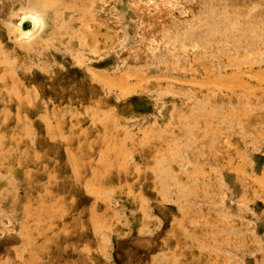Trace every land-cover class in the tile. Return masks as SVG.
<instances>
[{"label":"rangeland","instance_id":"1","mask_svg":"<svg viewBox=\"0 0 264 264\" xmlns=\"http://www.w3.org/2000/svg\"><path fill=\"white\" fill-rule=\"evenodd\" d=\"M42 1L0 0V264H264V0Z\"/></svg>","mask_w":264,"mask_h":264},{"label":"bare ground","instance_id":"2","mask_svg":"<svg viewBox=\"0 0 264 264\" xmlns=\"http://www.w3.org/2000/svg\"><path fill=\"white\" fill-rule=\"evenodd\" d=\"M7 1H9V0H7ZM22 1V0H21ZM38 2L39 1H41V0H37ZM44 1V0H43ZM42 1V2H43ZM195 1V0H194ZM197 1V0H196ZM34 2V1H33ZM84 2V1H83ZM102 2V1H101ZM139 2V1H138ZM186 2V3H185ZM200 1H198V3H199ZM8 3V2H7ZM20 3H22V2H20ZM40 3V2H39ZM97 3V2H96ZM114 3V2H113ZM141 3H143V9H145V7L148 9V8H150L154 13V15H155V20L154 21H158V22H160V21H162V20H164V19H167L168 18V16L169 15H173L174 13V10L176 11V9L177 8H180L181 9V11H182V13L181 14H184L183 16H184V18H188L189 19V16L191 15V13L193 14L194 13V10H195V8L196 7H198V6H196V7H193L192 6V4H194V3H192L191 4V2H189V1H185V0H143ZM141 3H140V5H141ZM9 4L10 3H8V7H9ZM25 4V3H24ZM86 4V3H85ZM103 4V3H102ZM196 4V3H195ZM35 5H37L36 4V2H35ZM81 5V4H80ZM94 5H97V4H94ZM101 5V4H100ZM138 5V4H137ZM31 6V5H30ZM46 6V5H45ZM99 6V5H98ZM19 7V6H18ZM32 7V6H31ZM34 7V6H33ZM81 7H82V5H81ZM101 7V6H100ZM107 7V6H106ZM38 8H40L39 6L37 7H35V9H33L34 11L36 10V9H38ZM85 8V7H84ZM109 8V7H108ZM4 9V8H3ZM142 9V10H143ZM180 9L178 10V11H180ZM16 10H18V9H16ZM31 10V9H30ZM31 11V12H28V11H26V13H23V12H21V14H20V16H19V18H17V20L15 21L16 22V25L20 28V31H21V35L23 36V37H25V38H28V37H30L32 34L34 35V34H36L35 32L37 31V30H39V33H40V27H42V20H41V18H40V16L39 15H37L36 13L39 11V10H37V12L35 13L34 11ZM85 10V9H84ZM94 10V9H93ZM97 10V9H96ZM100 10V9H99ZM105 10V9H104ZM141 10V9H140ZM141 10V11H142ZM146 10V9H145ZM199 10V9H198ZM20 11H22V10H20ZM24 11V10H23ZM41 11V10H40ZM66 11H70V10H66ZM139 11V10H138ZM9 12V11H8ZM45 12V11H44ZM43 12V13H44ZM71 12V11H70ZM100 12V11H99ZM112 12V11H111ZM147 12V11H146ZM196 12V11H195ZM202 12V11H201ZM64 13V12H63ZM67 13H69V12H67ZM105 13V12H104ZM143 13V12H142ZM2 14V13H1ZM5 14V13H4ZM38 14H40L41 15V13H39L38 12ZM114 14V13H113ZM10 15V14H9ZM13 15V14H12ZM71 15V14H70ZM100 15V19H98V20H101L103 23H105V24H110V25H113V27H119L118 25H119V18L121 17L120 15H119V13H117V12H115V14H114V16L112 15V17H114V18H116L117 17V23H112V21H111V16H110V14H99ZM178 15H179V13H178ZM177 15V16H178ZM3 16V15H2ZM14 16V15H13ZM42 16V15H41ZM65 15H63V17H64ZM97 16V15H96ZM95 16V17H96ZM177 16H173V17H177ZM193 16V15H192ZM191 16V17H192ZM67 17V16H66ZM170 17V16H169ZM180 17V16H179ZM195 16H193V18H194ZM7 18V17H6ZM30 19L31 20V22H32V27L31 28H24L25 27V20L26 19ZM65 18V17H64ZM71 18V17H70ZM69 18V19H70ZM99 18V17H98ZM154 18V17H153ZM181 18V17H180ZM196 18V17H195ZM13 19H15V18H13ZM187 20V19H186ZM2 21V20H1ZM100 21V22H101ZM156 21V22H157ZM172 21V20H171ZM170 21V22H171ZM180 21V20H179ZM184 21V20H183ZM5 22V21H4ZM43 22H44V20H43ZM153 22V21H152ZM157 22V23H158ZM173 22V21H172ZM175 22V21H174ZM173 22V23H174ZM67 23V22H66ZM87 23V22H86ZM166 23V22H165ZM164 23V24H165ZM176 23V22H175ZM180 23V22H179ZM190 23V22H189ZM10 24V23H9ZM68 24V23H67ZM170 24V23H169ZM185 24H187V23H185ZM2 25V24H1ZM5 25V24H4ZM102 25V24H101ZM161 25H163L162 23H161ZM168 25V24H167ZM182 25V24H181ZM6 26V25H5ZM107 26V25H106ZM140 26V25H139ZM152 26V25H151ZM155 26V25H154ZM165 26V25H164ZM169 26V25H168ZM185 26H187V25H185ZM16 27V26H15ZM109 27H111V26H109ZM40 28V29H39ZM149 28H151V27H149ZM156 28V27H155ZM165 28V27H164ZM144 29H145V27H144ZM158 29V28H157ZM155 30L156 29H152V31H151V33H155ZM160 30V29H159ZM8 31V30H7ZM10 31H12V30H10ZM14 31V30H13ZM19 31V30H18ZM145 31V30H144ZM38 32V31H37ZM45 32V31H44ZM95 32V31H94ZM137 32V31H136ZM135 32V33H136ZM159 32V31H158ZM2 33H4V31L2 32ZM14 33V32H13ZM38 33V34H39ZM49 33V32H48ZM91 33H93V29H92V32ZM119 33V32H118ZM120 33H121V31H120ZM150 33V34H151ZM157 33V32H156ZM8 34V33H7ZM10 34H12L11 32H10ZM9 34V35H10ZM42 35H43V33H41ZM143 34V32H142V30H141V28H139V31L135 34V36L136 37H141V35ZM92 35V34H91ZM94 35V34H93ZM145 35H147V34H145ZM17 36V35H16ZM119 36V35H118ZM117 36V37H118ZM134 36V35H133ZM144 36V35H143ZM153 36V35H152ZM41 37V36H40ZM135 37V38H136ZM65 38H66V36H65ZM94 38V37H93ZM97 38V37H96ZM119 38V37H118ZM121 38H122V34H121ZM134 38V39H135ZM142 38V37H141ZM148 38H149V36H148ZM14 39V38H13ZM63 39V38H62ZM95 39V38H94ZM106 39V38H105ZM139 39V38H138ZM44 40V39H43ZM42 40V41H43ZM136 40V39H135ZM152 40V39H151ZM12 41V40H11ZM19 41V40H18ZM38 41H39V39H38ZM37 41V42H38ZM95 41V40H94ZM97 41H99V40H97ZM96 41V43L98 44V42ZM23 42V41H22ZM87 42V41H86ZM100 42V41H99ZM140 42H142V41H140ZM148 42V41H147ZM146 42V43H147ZM149 42H151V41H149ZM20 43V42H19ZM18 43V44H19ZM43 43V42H42ZM81 43V42H80ZM0 44H2V43H0ZM4 44V43H3ZM45 44V43H44ZM43 44V45H44ZM84 44V43H83ZM96 44V45H97ZM144 44V43H143ZM17 45V44H16ZM24 45V44H23ZM89 45V44H88ZM135 45V44H134ZM138 45V44H137ZM148 46V44H144V45H139L138 47H134L133 48V50H130V51H126V54H124L122 57H125V58H127V60H128V62H132V63H134L135 65H140L141 63H143L147 58H148V54L146 53V47ZM149 45L151 46V44L149 43ZM2 46V45H1ZM3 47V46H2ZM15 47V46H14ZM13 47V49H15ZM1 48V47H0ZM41 48V47H40ZM82 48V47H81ZM86 48V47H85ZM93 48H96V46L95 45H93ZM152 48V47H151ZM20 49V48H19ZM34 49H35V47H34ZM45 49V48H44ZM86 49H88V48H86ZM130 49V48H129ZM33 50V49H32ZM42 50V49H41ZM40 50V51H41ZM102 50V49H101ZM149 50V49H148ZM27 51V50H26ZM28 51H29V49H28ZM27 51V52H28ZM30 51H31V49H30ZM34 51V50H33ZM32 51V52H33ZM62 51V50H61ZM94 51H95V49H94ZM21 52H22V50H21ZM69 52V51H68ZM103 52H105V50L103 51ZM155 51L153 50V52H151V53H154ZM12 53V52H11ZM18 53V52H17ZM34 53V52H33ZM100 53H102V52H100ZM26 54V53H25ZM92 54V53H91ZM18 55V54H17ZM28 55V54H27ZM34 55V54H33ZM37 55V54H36ZM95 55H96V53H95ZM97 55H99V54H97ZM97 55H96V57H97ZM152 55V54H151ZM24 56V55H23ZM1 57H2V55H1ZM9 57V56H8ZM7 57V58H8ZM11 57V56H10ZM25 57V56H24ZM36 57V56H35ZM94 57V56H93ZM6 58V57H5ZM4 58V59H5ZM17 59H20L19 57L17 58ZM29 59H30V56H29ZM7 60V59H6ZM14 61V60H13ZM10 62V61H9ZM11 63V62H10ZM4 64V63H3ZM13 64H14V62H13ZM17 64V63H16ZM25 64H27V63H25ZM98 64V63H97ZM8 65V64H7ZM12 65V64H11ZM11 65H10V67L9 68H11ZM3 66H5V65H3ZM26 66V65H25ZM28 67V66H27ZM8 68V69H9ZM15 68V67H14ZM7 69V68H6ZM23 69H24V67H23ZM27 69V68H26ZM33 70V69H32ZM56 70V69H55ZM224 70V69H223ZM226 70V69H225ZM22 71V70H21ZM20 71V72H21ZM26 71V70H25ZM56 71H58V70H56ZM5 72H6V70H5ZM7 72H9L8 70H7ZM11 72H12V68H11ZM27 72H29V71H27ZM60 72V71H59ZM137 72H138V70H137ZM3 73V72H2ZM1 73V74H2ZM18 73V72H17ZM16 73V74H17ZM24 73V72H23ZM57 73V72H56ZM14 75H15V73H13ZM95 74V73H94ZM99 74V73H98ZM101 74V73H100ZM138 74H140V73H138ZM4 75V74H3ZM9 75H11V73H9ZM18 75V74H17ZM83 75V74H82ZM7 76V75H6ZM25 76V75H24ZM23 76V77H24ZM31 76V75H30ZM45 76V75H44ZM63 76V75H62ZM65 76V75H64ZM63 76V77H64ZM96 76V75H95ZM100 76V77H99ZM99 76H96V77H99V79L100 78H102L103 76H101V75H99ZM4 77V76H3ZM28 77V76H27ZM32 77H34V75L32 76ZM47 77V76H46ZM50 77V76H49ZM56 77V76H55ZM70 77V76H69ZM2 78V77H1ZM1 78H0V80H1ZM12 78H13V76H12ZM11 78V79H12ZM19 78V77H18ZM38 78H39V76H38ZM52 78H53V76H52ZM2 79H5V78H2ZM7 79V78H6ZM42 79V78H41ZM69 79V78H68ZM95 79H97V78H95ZM98 79V80H99ZM23 80V79H22ZM22 80H20V81H22ZM27 80V79H26ZM29 80V79H28ZM33 80V79H32ZM32 80H31V82H32ZM45 80V79H44ZM59 80V79H58ZM70 80V79H69ZM17 81H18V79H17ZM54 81V80H53ZM61 81V80H60ZM71 81V80H70ZM97 81V80H96ZM12 82H13V80H12ZM14 83V82H13ZM19 83V82H18ZM29 83V82H28ZM53 83V82H52ZM96 83H98V82H96ZM12 84V83H11ZM43 84H45V83H43ZM50 84H51V82H50ZM59 84H61V83H59ZM78 84V83H77ZM89 84H91V82L89 83ZM93 84H95V83H93ZM98 84H100V83H98ZM102 84V83H101ZM104 84V83H103ZM13 85H16V84H13ZM20 85V84H19ZM54 85V84H53ZM79 85V84H78ZM6 86V85H5ZM25 86V85H24ZM47 86V85H46ZM50 86V85H49ZM56 86H58V85H56ZM90 86H92V84L90 85ZM95 86V85H94ZM94 86H93V88H94ZM100 86V85H99ZM105 86V85H104ZM7 87V86H6ZM14 87H16V86H14ZM51 87H53V86H50V90L52 89ZM59 87V86H58ZM69 87V86H68ZM2 88H3V86H2ZM54 88H57V87H54ZM103 88V87H102ZM101 88V89H102ZM4 89V88H3ZM7 89H8V87H7ZM12 89L13 90H17V88H13L12 87ZM95 89V88H94ZM49 90V89H48ZM54 90V89H53ZM61 90V89H60ZM59 90V91H60ZM82 90V89H81ZM11 91V90H10ZM14 91V92H15ZM52 91V90H51ZM56 91V90H55ZM58 91V92H59ZM95 91H96V89H95ZM107 91V90H106ZM148 91V90H147ZM8 92V91H7ZM88 92V91H87ZM104 92V91H103ZM151 92V91H150ZM45 93V92H44ZM61 93V92H60ZM90 93V92H89ZM145 93H147V92H145ZM154 93V92H153ZM46 94V93H45ZM56 93H54V95H55ZM103 94H105V92L103 93ZM10 95V94H9ZM66 95H67V93H66ZM17 97H18V95H16ZM52 96V95H51ZM85 96V95H84ZM96 96H97V94H96ZM103 96V95H102ZM101 96V97H102ZM4 97H6V96H4ZM88 97V96H87ZM99 97V96H98ZM101 97H99L100 99H101ZM10 98V97H9ZM69 98H71L70 97V95H69ZM86 98V97H85ZM5 99V98H4ZM4 99H3V101H4ZM62 99V98H61ZM67 99V98H66ZM103 99V98H102ZM101 99V100H102ZM2 100V99H1ZM7 100V99H6ZM20 100V99H19ZM55 100L57 101V99L55 98ZM64 100H65V98H64ZM9 101V100H8ZM34 101H36V100H34ZM39 101V100H38ZM46 101V100H45ZM48 101V100H47ZM53 101H54V99H53ZM53 101H52V103H53ZM60 101V100H59ZM99 101V100H98ZM97 101V102H98ZM10 102V101H9ZM20 102L22 103V101L20 100ZM34 103V102H33ZM44 103V102H43ZM61 103V102H60ZM81 103V102H80ZM91 103V102H90ZM103 103V102H102ZM11 104H12V102H11ZM24 104V103H23ZM47 104H49L48 102H47ZM46 104V105H47ZM78 104H79V102H78ZM88 104V103H87ZM26 105V104H25ZM45 105V106H46ZM65 105V104H64ZM86 105V104H85ZM93 105V104H92ZM98 105V104H97ZM99 105H100V103H99ZM13 106V105H12ZM11 106V107H12ZM17 106V105H16ZM27 107H29L30 108V106H28V105H26ZM41 106V105H40ZM43 106V105H42ZM61 106V105H60ZM74 106V105H73ZM8 107V106H7ZM27 107H25V108H27ZM36 107V106H35ZM59 107V106H58ZM68 107H70V106H68ZM2 108H4V107H2ZM13 108V107H12ZM17 108H19V106H17ZM28 108V109H29ZM40 108H42V107H40ZM48 108V107H47ZM55 108V107H54ZM10 109V108H9ZM33 109V108H32ZM64 109V108H63ZM2 110H4V109H2ZM1 110V111H2ZM5 110H6V108H5ZM37 110V109H36ZM48 110V109H47ZM54 110V109H53ZM52 110V111H53ZM57 109H55V111H56ZM68 110V109H67ZM34 111V110H33ZM40 111V110H39ZM42 111V110H41ZM49 111V110H48ZM49 112H47L46 114H48ZM53 113H54V111H53ZM6 114V113H5ZM37 114V113H36ZM6 119H7V117H6ZM149 119V118H148ZM147 119V120H148ZM153 119V118H152ZM150 121H151V119H149ZM7 121V120H6ZM5 122V121H4ZM60 127H62V126H60ZM70 131V130H69ZM46 134V133H45ZM44 135V134H43ZM42 135V136H43ZM50 135V134H49ZM47 136V135H46ZM45 137V136H44ZM68 137V136H67ZM40 138V137H39ZM38 138V139H39ZM47 139H48V137H47ZM56 139H58V138H56ZM68 139H71V138H68ZM67 139V140H68ZM54 140H55V138H54ZM40 141V140H39ZM53 141V140H52ZM57 141V140H56ZM69 141V140H68ZM70 142V141H69ZM37 143H38V141H37ZM59 142H57V144H58ZM31 144H32V142H31ZM71 145V144H70ZM55 146V145H54ZM39 147V146H38ZM45 147V146H44ZM59 147V146H58ZM57 147V148H58ZM49 148H51V147H49ZM62 148V147H61ZM45 149V148H44ZM47 149V148H46ZM70 149V148H69ZM56 151H57V153L56 152H53V153H51V154H54V156L55 157H57V154H58V151L59 150H57L56 149ZM49 152V151H48ZM60 152V151H59ZM81 152V151H80ZM79 152V153H80ZM50 153V152H49ZM82 154H83V152H82ZM68 155V154H67ZM70 155V154H69ZM41 156V155H40ZM49 156V155H48ZM77 156V155H76ZM75 156V157H76ZM79 156V155H78ZM42 157V156H41ZM75 157H74V161L76 160L75 159ZM49 159H47L46 158V154H45V159H47L48 161L46 162L47 163V167L46 168H48L49 166H52L53 168H52V170H55V171H57L58 169H59V167L62 169V167L61 166H59V164L57 163V162H55L54 163V157L53 158H50V157H48ZM79 158V161H80V157H78ZM83 158V157H82ZM42 159H43V157H42ZM38 160V159H37ZM36 160V161H37ZM83 160V159H82ZM25 161V160H24ZM27 161V160H26ZM34 161V160H33ZM39 161V160H38ZM44 161V160H43ZM55 161H57V159H55ZM60 161H61V159H60ZM41 162V161H40ZM59 162V161H58ZM83 162V161H82ZM26 163V162H25ZM24 163V164H25ZM75 163H77V161L75 162ZM83 163H85V161L83 162ZM31 165V162L30 163H28V165ZM40 164V163H39ZM52 164V165H51ZM58 164V165H57ZM64 164V163H63ZM62 164V165H63ZM70 164V163H69ZM78 164V163H77ZM76 164V165H77ZM61 165V164H60ZM41 166V165H40ZM44 166V165H43ZM70 165H68L67 167H66V169L69 167ZM78 166H80V165H78ZM39 167V166H38ZM44 168V167H43ZM45 168V169H46ZM37 169H39V168H37ZM43 170V169H42ZM41 170V171H42ZM50 170V169H49ZM83 170H84V165H83ZM38 172L40 171V169L39 170H37ZM41 171L39 172V173H41ZM81 171V170H80ZM44 171H42V173H43ZM88 172H89V170H88ZM48 173V172H47ZM58 173V172H57ZM57 173H55V174H57ZM61 173V172H60ZM30 174V173H29ZM45 174V173H44ZM49 174V173H48ZM80 180L81 181H85L86 179V174H85V171H81L80 173ZM42 175V174H41ZM58 175H60V174H58ZM36 176V175H35ZM35 176H33V178L35 177ZM44 176V175H43ZM49 176V175H48ZM47 177V176H46ZM29 178V177H28ZM43 178V177H42ZM54 178V177H53ZM77 178V177H76ZM55 179V178H54ZM58 179V178H57ZM35 180H36V177H35ZM34 180V181H35ZM50 180H51V177H50ZM49 180V181H50ZM64 180V179H63ZM62 180V181H63ZM66 180V179H65ZM33 181V182H34ZM74 181H75V179H74ZM27 182V181H26ZM67 182V184H68V179H67V181H65V183ZM73 182V181H72ZM25 183V182H24ZM35 183V182H34ZM39 183V182H38ZM50 183H52L51 181H50ZM65 183H63V182H59V180L57 181H54V183H52L53 185H52V191L53 192H55V193H59V192H62L63 190H65V189H68L69 191L71 190V188L73 187H71V186H69L68 187V185L67 184H65ZM81 183V182H80ZM30 184H32V182H30ZM29 184V185H30ZM49 184V183H48ZM71 185H73L72 183H70ZM69 184V185H70ZM27 185L28 184H26V186H24L23 187V191H24V196L25 195H27V196H29L28 194H29V192H28V188L29 187H27ZM74 185H75V183H74ZM32 185H30V187H31ZM35 186V185H34ZM47 187V186H46ZM46 187H45V191H46ZM82 187H83V184H82ZM37 188L38 189H41V188H39L38 186H37ZM81 188V187H80ZM36 189V188H35ZM51 189H49V191L51 190ZM30 191V190H29ZM51 191V192H52ZM31 192H32V189H31ZM64 192V191H63ZM68 192V191H67ZM71 192V191H70ZM14 194V193H13ZM49 194V193H48ZM50 194H52V193H50ZM49 194V195H50ZM48 195V196H49ZM60 195V194H59ZM15 197H12V200H15L16 198H19V196H18V194L16 193L15 195H14ZM21 196V195H20ZM50 197V196H49ZM83 197V196H82ZM15 198V199H14ZM21 200V199H20ZM19 201V200H18ZM14 202V201H13ZM12 202V203H13ZM16 202V201H15ZM15 204V203H14ZM16 204H18V203H16ZM13 206V205H12ZM71 206H73V205H71ZM77 207V206H76ZM17 208H18V206H17ZM72 208V207H71ZM25 209V208H24ZM23 209V210H24ZM27 210H30V209H27L26 208V210H24V216H25V218H27V220H28V215H29V213L27 212ZM69 212H71V211H69ZM68 212V213H69ZM67 214V213H66ZM72 215V214H71ZM62 216V215H61ZM63 216H65V215H63ZM66 217V216H65ZM57 218V217H56ZM33 219V218H32ZM65 219V218H64ZM34 220V219H33ZM50 220H51V222H55V214L54 215H50ZM61 220H62V218H61ZM59 222V221H58ZM60 223V222H59ZM65 224V223H64ZM23 226V225H22ZM39 228V227H38ZM23 232H25V231H27V227L25 228V227H23ZM42 231V229L41 230H39L38 232H41ZM43 232H44V230H43ZM23 239H24V236H23Z\"/></svg>","mask_w":264,"mask_h":264}]
</instances>
